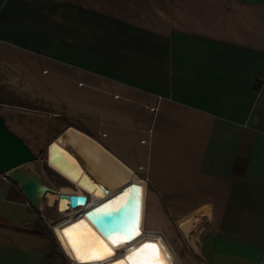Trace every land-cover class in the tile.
<instances>
[{
    "label": "crops",
    "instance_id": "0c3cea01",
    "mask_svg": "<svg viewBox=\"0 0 264 264\" xmlns=\"http://www.w3.org/2000/svg\"><path fill=\"white\" fill-rule=\"evenodd\" d=\"M0 114L42 171L56 142L142 185L177 264H264V0H0ZM43 232L0 173V264H47Z\"/></svg>",
    "mask_w": 264,
    "mask_h": 264
},
{
    "label": "bare ground",
    "instance_id": "6f19581e",
    "mask_svg": "<svg viewBox=\"0 0 264 264\" xmlns=\"http://www.w3.org/2000/svg\"><path fill=\"white\" fill-rule=\"evenodd\" d=\"M48 161L64 177L88 190L94 197L91 203L87 200L81 211L69 212L64 220L55 225L59 242L73 261L77 264H117V262L140 264L141 261L151 262L162 259L164 264H176L174 255L163 237L143 229L144 190L142 185L128 184L115 194L107 193L106 189L90 179L77 160L56 142L49 147ZM78 194L86 193L78 192ZM122 197L127 203L119 213H113L112 228L108 235H105L85 213L89 208L97 206V210L90 216H100L103 214L100 209L113 201L121 202ZM59 208L62 212L67 210L68 202L65 198L59 199ZM111 235L130 238L127 243L116 247L109 239ZM73 245H75V251H73ZM146 245H157L160 250L159 256L152 248L145 247ZM109 252L110 256L107 255ZM77 255L80 259L76 258ZM99 256L107 258H95Z\"/></svg>",
    "mask_w": 264,
    "mask_h": 264
},
{
    "label": "water",
    "instance_id": "95a60500",
    "mask_svg": "<svg viewBox=\"0 0 264 264\" xmlns=\"http://www.w3.org/2000/svg\"><path fill=\"white\" fill-rule=\"evenodd\" d=\"M38 160L39 155L34 153L25 141L7 126L4 117L0 114V173L18 184L28 203L34 209L41 210L45 197L52 192L58 194L59 198L68 199L70 207L85 205L88 200L87 194L64 193L47 185L36 164ZM106 192L108 193L109 190ZM96 210L97 206L91 207L85 214L103 234L108 235L114 215L103 213L100 216L91 217L90 215Z\"/></svg>",
    "mask_w": 264,
    "mask_h": 264
},
{
    "label": "rangeland",
    "instance_id": "374dc122",
    "mask_svg": "<svg viewBox=\"0 0 264 264\" xmlns=\"http://www.w3.org/2000/svg\"><path fill=\"white\" fill-rule=\"evenodd\" d=\"M41 170L43 175L44 182L49 185L50 187L60 191V187L58 185L63 184L61 181L60 175L56 172L54 173V178H48L45 173H43L42 168H39ZM65 190V189H64ZM70 190V189H69ZM76 190V189H75ZM72 192V190H70ZM54 193H48L43 201V208L41 210H38L36 212V217L41 221L42 223V230L49 232L52 235L54 246L56 249V252L53 256H51L47 260V264H77L73 259L70 258V256L66 253V251L63 249L61 243L59 242V239L57 237L56 231H55V225L62 220L65 219V217L68 215V211L60 212L58 210V206L56 204V201H53L55 199ZM51 201L52 206L49 207L48 203ZM175 262L178 260L175 258ZM79 264V263H78ZM177 264V263H176Z\"/></svg>",
    "mask_w": 264,
    "mask_h": 264
},
{
    "label": "snow or ice",
    "instance_id": "6c2138e0",
    "mask_svg": "<svg viewBox=\"0 0 264 264\" xmlns=\"http://www.w3.org/2000/svg\"><path fill=\"white\" fill-rule=\"evenodd\" d=\"M127 201L123 200V197L121 198V202H117V201H113L110 204H106L102 209H100L101 212L103 213H119L121 211V209L124 207V204H126ZM138 232V229L136 230ZM130 237L128 236H121V235H111L109 236V239L111 241V243L116 246L119 247L121 244L123 243H127ZM145 247H150L152 248L156 255L159 256V247L157 245H146ZM75 245H73V251H75ZM108 256L111 255V253L109 252L107 254ZM77 259H80V256L77 255L76 257ZM98 259H105L107 258L106 256H99V257H95ZM117 264H120V262H117ZM140 264H164V260L162 259H157L151 262L148 261H141Z\"/></svg>",
    "mask_w": 264,
    "mask_h": 264
},
{
    "label": "trees",
    "instance_id": "16d2710c",
    "mask_svg": "<svg viewBox=\"0 0 264 264\" xmlns=\"http://www.w3.org/2000/svg\"><path fill=\"white\" fill-rule=\"evenodd\" d=\"M44 170H45V174L47 175V176H52L54 173H56L52 168H50V167H48V166H46V167H44ZM44 180V179H43ZM14 183V182H13ZM17 187H18V184L17 183H14ZM35 211L36 212H38V210H36L35 209ZM41 233V232H40ZM42 234H45V235H48V236H50L51 237V239H52V253L47 257V259H46V263H47V260L51 257V256H53L54 254H55V252H56V249H55V246H54V241H53V238H52V235L49 233V232H43ZM54 257V256H53Z\"/></svg>",
    "mask_w": 264,
    "mask_h": 264
},
{
    "label": "built area",
    "instance_id": "2783aa9c",
    "mask_svg": "<svg viewBox=\"0 0 264 264\" xmlns=\"http://www.w3.org/2000/svg\"><path fill=\"white\" fill-rule=\"evenodd\" d=\"M6 177V176H5ZM87 196H88V200H89V203H91V202H93L94 201V197L92 196V194L91 193H89V194H87ZM59 199H61V198H57V200H56V204H57V206H58V210L60 211V212H62L61 210H60V208H59ZM67 200V202H68V208H67V210L66 211H68V212H72V211H77V210H82L83 209V206L84 205H82V206H78V207H70L69 206V200L68 199H66Z\"/></svg>",
    "mask_w": 264,
    "mask_h": 264
}]
</instances>
